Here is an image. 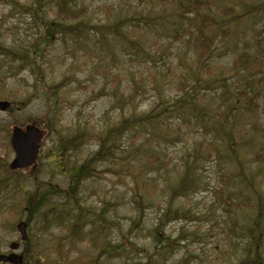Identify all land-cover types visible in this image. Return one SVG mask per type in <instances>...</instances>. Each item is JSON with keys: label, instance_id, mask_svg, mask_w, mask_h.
<instances>
[{"label": "rangeland", "instance_id": "rangeland-1", "mask_svg": "<svg viewBox=\"0 0 264 264\" xmlns=\"http://www.w3.org/2000/svg\"><path fill=\"white\" fill-rule=\"evenodd\" d=\"M16 1L22 6H32L34 3V0ZM179 1L75 0V6H85L87 9L85 21L91 26L103 25L109 29L113 25L123 26L125 22V26L120 29L125 39L118 40L110 32L102 35L93 32V35L83 39L59 40L46 49L40 60L46 82L55 84L68 78L70 84L60 92L59 101H56L57 122L53 131L44 132L41 127L43 137L40 158L25 173L36 171L38 179L65 188L69 169L97 150L100 131L115 124L122 115L129 112L141 114L156 107L160 103L158 96H161L166 106L175 102L184 93L179 90L177 83L182 79L189 83L187 91H191L194 96L198 94L196 109L189 110L191 113L182 111L174 114L175 118L170 120L176 121L164 127L156 139L159 145L156 146L152 140L148 146L145 144L146 149L155 151L165 147L170 158H182L190 163L198 141L205 143L212 140L221 147L223 143L219 132L226 129L231 136V132H234L236 139L242 137L237 140V148L242 160L244 157L246 159L245 172L249 171L248 164L252 170L258 167L250 159L253 153L264 150V0H207L210 1L211 15L216 21L207 30V34L214 37L208 60L212 67L210 73L201 70L192 46L186 40L185 29L195 25L196 18H188L180 10ZM252 7H258L259 11L250 10ZM221 8L231 9L235 17L231 16L230 20L229 16L221 13ZM47 13V16H53L51 5ZM38 31L39 25L31 15L21 11L10 12L9 7L0 4V44L4 49L21 48L26 51V46L36 38ZM243 53L250 58L247 66L235 72L229 71L232 61ZM11 63L9 56L0 58V100L8 101L12 109L0 112L1 168L14 157L8 146L6 130L15 120L19 121L17 124L20 126L33 124V120L41 119L47 109V104L34 90L33 76L27 71L16 74L15 65ZM115 75L121 80L117 95H133L132 102L125 106L116 103L111 95L93 96L101 87L115 89V83L110 80ZM133 82L137 83L136 92L132 89ZM192 83L193 89L190 87ZM243 92L254 97L257 106L252 110H245L239 97V93ZM179 116L186 119L179 120ZM202 120L204 127L196 125V121L202 123ZM254 126L257 130H254ZM188 128H193L190 133ZM180 130L182 135L173 134ZM73 135H79L83 142L78 149L59 159L56 156L58 138L60 140ZM126 157L122 150H118L113 164L97 166L94 176L83 181L79 193L81 205L96 211L104 202H108V217L116 218L123 227L127 224L124 218L133 214L131 196L137 190L140 191L137 183L132 182L137 165L130 169L120 168L122 159ZM191 167L201 181V190L176 201L174 206L191 211L198 219L192 222H170L165 227V233L171 238L177 237L182 231L187 235L182 245L173 249L167 264H176L189 252L195 254L190 264H237L244 256V242L239 228L232 230V226L233 223L240 226L243 221L247 222L253 210L248 207L243 211H229L214 196L217 187H222L225 193L244 187V182L237 176V167L233 163L219 162L215 156L208 161L193 163ZM153 169L149 171L150 175L157 173ZM161 175L168 184L173 185L177 183L180 172L173 165L167 171H161ZM258 175L257 188L264 197V174ZM23 186L28 187H22L25 191L33 188L29 180ZM159 196L166 195L156 190L153 199ZM11 200L21 209L24 208L23 194L20 192L13 195ZM4 210L0 211L2 251L7 250L10 241L16 240V234L9 229L10 224L25 220V215L18 213L12 219L8 217L6 222L8 213ZM56 216V219L65 218L64 214L56 213ZM157 216L155 208L146 210V220L136 241L148 250H152L153 243L149 235ZM39 223V218H35L31 225L29 249L37 254L27 259V264H85L87 259L92 260L97 254V250L88 243H71L57 229L56 223L48 231L39 233ZM2 226L8 228L3 229ZM194 232L198 238L191 235ZM105 238L116 243L119 240L118 230L112 228L104 237L99 236L95 242L97 247L105 243ZM128 258L130 260L131 256ZM86 264H122V261L112 258Z\"/></svg>", "mask_w": 264, "mask_h": 264}, {"label": "trees", "instance_id": "trees-1", "mask_svg": "<svg viewBox=\"0 0 264 264\" xmlns=\"http://www.w3.org/2000/svg\"><path fill=\"white\" fill-rule=\"evenodd\" d=\"M178 3L180 10L188 18H196V24L185 29L186 40L192 46L201 70L204 73H210L212 67L208 60L211 55L214 37L212 34H207V30L216 24L215 18L211 15L210 1L181 0ZM0 4L9 7L10 12L21 11L24 14L31 15L39 25L37 36L28 43L26 51L21 48L4 49L0 44V58L9 56L12 59L10 65H15L14 72L16 74L27 71L33 76L34 90L47 104L45 115L36 122L44 130L53 131V126L57 122L55 117L57 116L56 110H58L56 101H59L60 92L70 83L68 78H63L55 84L46 82L40 64L46 49L51 48L59 40L83 39L93 35V32L100 35L110 32L112 36L123 40L125 38L120 29L125 26V22L123 26L113 25L109 29L103 25L91 26L85 21L87 9H85V6H75V0H34L32 6L19 5L16 0H0ZM50 5L53 7V16L49 17L46 14H48L47 10L50 9ZM250 10L259 11V8L252 7ZM220 11L223 15L229 16L230 20H232L231 16L235 17L231 9L221 8ZM99 37L102 39L101 36ZM249 59V55L240 54L232 61L229 71L235 72L238 69L245 68L249 63ZM110 80L115 83V89L101 87L93 93V96L98 98L111 95L116 103H121L123 106L131 103L133 100L132 94L120 95V97L117 95L121 86L120 77L115 75ZM177 83L179 90L184 93L175 102L166 106L162 102L161 96H158L160 103L156 107L141 114L126 111L127 115H122L115 124L100 131L97 136V150L81 163L69 169L68 183L65 188H56L50 185L42 187L43 183L38 181L37 173L33 171L31 178L35 183L36 192H33L27 198L29 210L37 212L36 210L51 202L52 205L48 207V212L52 214L51 217L54 223L57 224V229L66 238H69L71 243H88L89 246L97 250L95 257L92 260L87 259L85 264L88 262L99 263L102 259L108 261L112 258L120 259L122 264H167L173 254V249L180 247L181 242L186 239L187 235L186 232L182 231L177 237L171 238L165 233V227L170 222H192L198 219L191 211L176 208L174 203L201 190V181L191 165L200 161H208L212 156H215L217 161L224 164H235L237 176L244 182L243 188L241 187L237 191L231 190L227 193L224 192L222 187H217L214 196L221 200L229 208V211H243L248 207L253 210L252 215L248 216L247 222L243 221L240 226L233 223L232 226V230L239 228L244 242L242 249L244 256L237 264H259L261 262L264 264V197L257 188L256 182L260 177L258 173L264 174V150L251 155L250 162L258 165L257 172V168L252 170L251 165L248 164L250 167L246 173L244 170L247 165L246 159L244 157L242 160L237 148V140L242 139V137L238 136L236 139L234 132H231V136L226 129L219 132L223 143L222 148L212 140L205 143L198 141L190 163L182 158L180 160L170 158L165 147L158 148L155 151L150 150L151 152L146 149V146L152 140H154L156 146L159 145L156 139L162 133L164 127H168L169 123L176 121L170 120L175 118L174 114L196 109L198 94L194 96L191 91H187L189 83L186 79H182ZM191 86H193V83L190 84ZM191 88L193 89V87ZM132 89L133 92H136V82L132 83ZM245 94L244 92L239 93V97L243 101L245 110H252L257 106L255 99ZM179 117V120L182 121L186 119L184 116ZM17 123L19 121L15 120L14 124ZM196 125L204 127L205 123L203 120L202 123L196 121ZM192 129L188 128L187 131L190 133ZM254 130H257L256 126H254ZM189 133L185 136H188ZM173 134L178 136L183 133L180 130ZM82 140L79 135L63 137L60 140L58 138V155L56 156L60 159L69 154L70 151L78 149L83 142ZM145 144L147 145L145 146ZM118 150H122V153L127 156L122 159L123 164L120 165V168L130 169L133 165H137L136 174H132V182L137 183V189H140L131 196V211H133V214L124 218V220H127L126 227L119 225L116 218L108 217L110 207L108 202H104L103 206L96 211L92 207L81 205L79 200L80 187L83 181L94 176L97 166L104 163L113 164ZM173 165L179 170L180 175L177 183L170 185L161 175V171L165 172ZM151 168H155L157 173L150 175ZM39 189L42 192L39 193ZM156 190L166 196L153 199ZM153 208L158 212V216L149 235L153 243L152 250H148L145 245H139L136 241L146 220V210ZM56 213L59 215L64 214L65 218H54L57 217ZM87 226L89 228H86ZM112 228L118 230L119 240L112 243L105 238V243L97 247L95 242L99 236L104 237L105 233ZM191 235L196 237L197 233L194 232ZM129 256H131L130 260ZM194 257L195 254L189 252L186 257L177 261L176 264H190V260ZM135 258L136 260H134Z\"/></svg>", "mask_w": 264, "mask_h": 264}, {"label": "bare ground", "instance_id": "bare-ground-1", "mask_svg": "<svg viewBox=\"0 0 264 264\" xmlns=\"http://www.w3.org/2000/svg\"><path fill=\"white\" fill-rule=\"evenodd\" d=\"M38 160V159H37ZM29 169L27 168H21V169H15L12 170L9 167H7L5 170L1 168V172L3 173L2 176H0V211L1 209H5L3 212L8 213V215L5 217V221L8 222L6 219L13 218L15 214L22 213L25 215V220H18L16 223L10 224L9 229L11 230L12 233L16 234V240L10 241L7 245V250L2 251L1 244H0V249L2 252L7 253L4 255H16V256H21V262L24 264L27 262V259L34 258V254H37L34 250L31 249H24L20 248L19 246H23L24 243H26L28 236L31 235V230H32V222L35 220V218H39V225L42 224V226L39 229V225L37 227L39 233H44L48 231L52 226H53V218L51 217L52 214L48 212V207L51 206V202L46 204L45 206H42L37 212H31L28 208L27 205V198L33 193L36 192L35 188V183L32 180L31 176L33 171L29 173H25V170ZM38 179V175H37ZM28 180L32 183L33 188L30 190H24L22 187H25L23 185L27 184ZM39 182L43 183L42 187H56L60 188L59 185L50 183L48 181H44L41 179H38ZM9 188V189H8ZM25 188L28 189L26 186ZM20 192L23 194V204L24 208L21 209L18 207L17 203L12 202V197L16 193ZM42 192L39 189V193ZM10 204V205H9ZM23 223L25 226V233H26V239L22 240L19 231L17 230V225ZM3 229H7L8 226H2ZM11 243H17L18 248L16 250H12L9 248V245Z\"/></svg>", "mask_w": 264, "mask_h": 264}, {"label": "water", "instance_id": "water-1", "mask_svg": "<svg viewBox=\"0 0 264 264\" xmlns=\"http://www.w3.org/2000/svg\"><path fill=\"white\" fill-rule=\"evenodd\" d=\"M9 107V102L0 100V111H5ZM40 141V132L34 125H26L24 129L14 127L11 134L10 144L14 151V159L9 165L12 170L27 168L31 166L37 156ZM17 230L20 233L21 239H26L25 226L23 223L17 225ZM9 248L16 250L18 248L17 243H11ZM21 256L1 255L0 262H9L11 264H22Z\"/></svg>", "mask_w": 264, "mask_h": 264}, {"label": "flooded vegetation", "instance_id": "flooded-vegetation-1", "mask_svg": "<svg viewBox=\"0 0 264 264\" xmlns=\"http://www.w3.org/2000/svg\"><path fill=\"white\" fill-rule=\"evenodd\" d=\"M6 132H7V135H8V137H9L8 146L10 147V128H8V129L6 130ZM7 167H9V162H5V163L3 164V166H2V168H3L4 170H5ZM0 170H1V165H0ZM2 254H7V253L2 252ZM0 264H8V263H0Z\"/></svg>", "mask_w": 264, "mask_h": 264}]
</instances>
